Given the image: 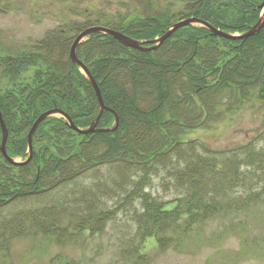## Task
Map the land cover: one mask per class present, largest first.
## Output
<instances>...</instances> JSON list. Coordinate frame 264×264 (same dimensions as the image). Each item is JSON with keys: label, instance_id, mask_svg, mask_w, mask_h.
Segmentation results:
<instances>
[{"label": "trees", "instance_id": "1", "mask_svg": "<svg viewBox=\"0 0 264 264\" xmlns=\"http://www.w3.org/2000/svg\"><path fill=\"white\" fill-rule=\"evenodd\" d=\"M179 1L184 6L176 12L166 6L141 18L103 16L104 23L66 24L37 45L0 56V112L9 132L8 155L27 161L28 135L50 110L63 111L81 129L98 118L97 94L70 58L84 30L105 26L138 41H153L175 23L197 18L226 33L245 34L260 21L264 5V0ZM77 55L119 126L116 115L105 111L98 128L110 131L83 136L64 118L50 117L34 134L32 160L22 166L11 165L0 148V264L13 257L17 242L41 239L64 248L103 235L129 209L135 211L134 264H151L142 252L148 240L165 253L195 228L217 219L229 220L233 235H245L249 222L236 218L264 211V132L228 156L203 154L196 141L185 137L225 120L257 95L264 98V27L248 39L229 40L191 25L153 51L131 49L96 33L79 45ZM36 63L41 65L34 68ZM31 68L32 80L21 79ZM5 78L12 87L3 91ZM2 138L0 125V146ZM90 173L99 175L96 183L64 199L51 198ZM161 176L176 193L173 201L164 202L150 191L154 177ZM116 198L118 205L109 208L108 201ZM242 241L264 254V239Z\"/></svg>", "mask_w": 264, "mask_h": 264}, {"label": "rangeland", "instance_id": "2", "mask_svg": "<svg viewBox=\"0 0 264 264\" xmlns=\"http://www.w3.org/2000/svg\"><path fill=\"white\" fill-rule=\"evenodd\" d=\"M166 6L176 12L183 9L184 5L179 0H0V56L16 54L37 45L50 31L66 24L76 25L98 19L104 23L107 16L113 20L126 15L141 18L157 14ZM263 13L264 8L261 17ZM36 65L34 68L41 64ZM34 72L32 69L22 74L21 79L31 81ZM9 81L8 78L2 80L3 91L12 87ZM97 130L101 129L97 126ZM263 132L264 98H258L257 95L251 103L239 108L234 114H228L225 120L209 128L201 127L189 132L185 138L196 141L203 154L223 152L228 156L254 142ZM18 161L23 162L22 159ZM105 174L108 176V172ZM97 180L99 175L90 173L78 183L53 193L51 198L64 199L79 192V188L91 186ZM153 181L150 191L157 198L164 202L174 200L176 193L162 176L154 177ZM118 202V198L108 201L109 208H114ZM136 207L140 211L141 207ZM134 213V209L121 212L117 220L109 224L105 234L86 238L76 246L59 248L41 239L17 242L13 257L5 264H134L135 259L131 255L136 232ZM236 219L249 222L245 235H233L230 221L217 219L195 228L190 236L182 240L181 245L178 244L165 253L159 250L153 239L143 245L142 252L149 255L151 264H219L224 262V258H228L231 264H264V257L235 260V255L240 252H259L248 248L247 244L242 245V240L247 237L264 239V211L255 210L251 215L238 216Z\"/></svg>", "mask_w": 264, "mask_h": 264}, {"label": "water", "instance_id": "3", "mask_svg": "<svg viewBox=\"0 0 264 264\" xmlns=\"http://www.w3.org/2000/svg\"><path fill=\"white\" fill-rule=\"evenodd\" d=\"M263 8H264V5H263ZM191 25H198V26L205 27L208 30H210L215 36L221 37L224 39L244 40V39H248L250 37H253L257 33L260 32V30L264 26V13H263V16L261 17L260 21L258 22V24L243 35H232V34L226 33L220 29L213 27L209 23L202 21L200 19H197V18L186 19V20H183V21H180V22L174 24L163 37L156 39V40H153V41H138V40L132 39L131 37L124 35L121 32L114 31V30L106 28V27H92V28L86 29L85 31L80 33L78 35V37L76 38V40H75V42L71 48L70 58L75 65H77L78 67H80L82 69L84 74L90 80V82H91V84H92V86H93V88L97 94V97H98V100L100 103V114H99L98 118L96 119V121H94L92 123L90 128H88L86 130H82L74 124L73 120L67 114H65L63 111H61L59 109H53L51 111H48V112L42 114L37 119V121L34 123L32 129L28 135L29 159L24 163H20L17 160L11 158L7 153L6 145H7V141H8L9 132H8L6 123L3 119V115L0 112V125H1L2 131H3L2 144H1L0 148H1V151L4 155V157L6 158V160L11 165H14V166H22V165L29 163L33 158V137H34V134L36 133V131L40 127V125L46 119H48L50 117H54V116H58V115L63 116L68 121L69 127L73 131L78 133L79 135H89V134H95V133L101 132V131H110V130H97V126H98V124L101 120V117L105 111L112 112L113 114H115V111L109 109L105 105V102H104V99L102 96V92H101L95 78L92 76L89 69L84 65V63L77 56L78 46L81 43H83L84 40L88 36L95 34V33H100L103 35H108L110 37H113L115 40L119 41L121 44H123V45H125L131 49L140 50V51H153V50H156L157 48H159L162 44H164V42H166L167 39H169L175 32H177L178 30H180L184 27L191 26ZM147 45H151V47H147ZM116 119H117L116 123H117V128H118L119 120H118L117 115H116Z\"/></svg>", "mask_w": 264, "mask_h": 264}, {"label": "flooded vegetation", "instance_id": "4", "mask_svg": "<svg viewBox=\"0 0 264 264\" xmlns=\"http://www.w3.org/2000/svg\"><path fill=\"white\" fill-rule=\"evenodd\" d=\"M219 239H221V238H219ZM246 252H249V251H243V252H240V253L236 254L235 255V260L236 259H240V258L243 259L245 257H252V258H255V259H262L264 257V254L262 252H253V253H246ZM223 260H224V262H219V264H231L229 262L228 258H224Z\"/></svg>", "mask_w": 264, "mask_h": 264}]
</instances>
